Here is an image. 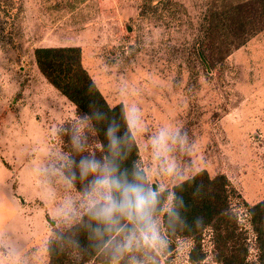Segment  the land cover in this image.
Listing matches in <instances>:
<instances>
[{
	"label": "rangeland",
	"instance_id": "1",
	"mask_svg": "<svg viewBox=\"0 0 264 264\" xmlns=\"http://www.w3.org/2000/svg\"><path fill=\"white\" fill-rule=\"evenodd\" d=\"M162 1L157 13L142 14L144 0H0V264H47L49 243L64 230L55 210L65 193L46 184L40 167L55 149L69 147L53 130L79 116L38 69L36 46H81L108 102L136 104L147 133L181 125L194 150L176 153L177 163L185 171L225 173L243 222L245 202L264 198V32L207 71L196 46L209 0ZM147 133L136 141L140 162L151 169ZM94 145L90 140L89 150ZM192 244L170 239L160 264H220L210 231L199 263L189 260Z\"/></svg>",
	"mask_w": 264,
	"mask_h": 264
},
{
	"label": "clouds",
	"instance_id": "2",
	"mask_svg": "<svg viewBox=\"0 0 264 264\" xmlns=\"http://www.w3.org/2000/svg\"><path fill=\"white\" fill-rule=\"evenodd\" d=\"M93 121L105 125L99 155L89 150L85 131ZM146 133L136 104L113 113L95 101L67 129L53 130L54 137H67L69 147L55 149L40 172L46 184L65 193L55 216L64 226L60 239L70 250L103 247L111 264H160L170 237L190 227L178 189L199 169H182L176 153H192L194 143L181 125L161 124L146 136L144 147L154 163L147 169L134 159L129 162L137 137ZM53 187L47 189L49 196Z\"/></svg>",
	"mask_w": 264,
	"mask_h": 264
},
{
	"label": "trees",
	"instance_id": "3",
	"mask_svg": "<svg viewBox=\"0 0 264 264\" xmlns=\"http://www.w3.org/2000/svg\"><path fill=\"white\" fill-rule=\"evenodd\" d=\"M162 0H144L142 14L157 13ZM203 38L196 46V54L202 66L212 71L223 65L229 55L244 46L251 38L264 32V0H209L202 19ZM35 62L40 72L58 91L75 106L77 116L88 111L90 101L113 110H120L122 102L111 105L83 64L82 47L79 45L36 46L33 49ZM103 121H93L86 130L89 141L95 142L92 149L102 146ZM90 149V150H92ZM140 162L139 146L132 149L131 160ZM236 193L225 173L211 175L201 169L194 178L178 189L185 203L184 215L189 228L177 231L171 240L180 237L193 241L189 260L199 263L207 253L203 247L204 235L211 233L214 259L220 264H264V198L254 203L245 202L247 224L233 206ZM199 219L201 222L195 224ZM57 229L50 241L47 264H82L91 260L111 264L101 248H89L85 252L70 250L61 241ZM113 237L118 234L113 233ZM255 255L251 258V247ZM79 255L78 260L73 254ZM120 264H125L121 261Z\"/></svg>",
	"mask_w": 264,
	"mask_h": 264
},
{
	"label": "crops",
	"instance_id": "4",
	"mask_svg": "<svg viewBox=\"0 0 264 264\" xmlns=\"http://www.w3.org/2000/svg\"><path fill=\"white\" fill-rule=\"evenodd\" d=\"M46 78V77H45ZM48 81V80H47ZM50 83V82H49ZM51 84V83H50ZM51 86L53 87V88H55L52 84H51ZM56 89V88H55ZM57 90V89H56ZM58 91V90H57ZM58 92H60V91H58ZM61 93V92H60ZM63 95V94H62ZM64 96V95H63ZM64 97H66V96H64ZM67 98V97H66Z\"/></svg>",
	"mask_w": 264,
	"mask_h": 264
}]
</instances>
